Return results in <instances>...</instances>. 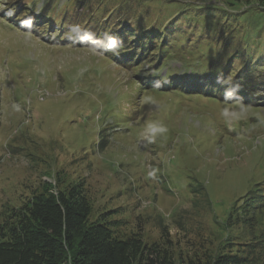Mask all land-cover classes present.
Returning <instances> with one entry per match:
<instances>
[{
  "label": "rangeland",
  "instance_id": "obj_1",
  "mask_svg": "<svg viewBox=\"0 0 264 264\" xmlns=\"http://www.w3.org/2000/svg\"><path fill=\"white\" fill-rule=\"evenodd\" d=\"M35 1L41 7L43 0ZM147 1L137 0L132 15L142 12ZM151 1L146 14L152 22L166 9L163 25L178 12H190L189 19L182 16L176 23L182 37L193 41L200 28L194 19L206 5L236 14L249 7V0H239L240 6L224 0ZM89 2L88 14L95 11L96 0ZM21 3L32 0H0L5 8L0 10V223L8 208L19 207L33 190L79 183L88 198L89 221L112 222L122 237L138 234L148 245L166 250L174 264L214 262L217 254L228 252V244L232 250L253 245L247 227L234 218L256 219L258 212L242 198L264 182V103L258 99L264 90L252 93L258 103L243 104L233 94L206 97L199 93L205 85L197 80L199 90L189 95L145 89L160 87L172 74L191 76L187 63L194 68L200 61L189 56V43L186 49L167 50L160 63L154 57L158 53L135 58L136 48L115 58L126 63L122 69L95 48L49 42L51 33L43 42L33 32L39 21L33 28L32 17L21 20L30 15L15 11ZM111 6L105 0L99 9L108 13ZM10 13L20 20L10 23L4 17ZM32 15L38 18L35 9ZM134 19L125 24L132 26ZM253 20L259 25L234 45L251 54L243 61L248 59L250 71L264 80V16ZM240 21L226 18L224 24L231 28ZM230 54L228 49L224 59ZM194 69L203 70L201 65ZM135 77L144 89L135 86ZM257 251L254 258L264 264V251Z\"/></svg>",
  "mask_w": 264,
  "mask_h": 264
},
{
  "label": "trees",
  "instance_id": "obj_2",
  "mask_svg": "<svg viewBox=\"0 0 264 264\" xmlns=\"http://www.w3.org/2000/svg\"><path fill=\"white\" fill-rule=\"evenodd\" d=\"M89 1H66L61 8L70 12L66 18L63 15L61 19L79 17V8L87 9L91 5ZM120 1L122 0H116L118 10L113 12L107 13L105 10L97 9L88 16L83 14L85 18L87 17L84 22L89 21L91 24L82 27L89 31L87 33L93 34L92 41L97 42L98 46L111 51V57H124L126 51L129 50L127 53L129 54L132 49L136 52L138 48L136 54L147 56L146 59L154 54L152 51L156 50L158 55L155 54L154 57L158 62L173 46L186 49L183 45L189 43L187 46L190 49L189 56H194L200 61V63H194L193 67L199 68L201 65L203 70L197 71L190 68L192 65L189 61L187 66L191 76L178 75L164 78L163 84H166L169 89H180L183 93L196 91L199 90L196 85L198 82L194 84V80H197L205 85V87L200 86V91L205 95L220 97L233 94L241 97L243 104L253 100L258 103V99L264 102V96L253 100L251 98L252 93L258 88L261 87L264 90V80H259L258 74L250 71L248 59H251V54H245L242 48L237 51L238 44L236 47L234 45L239 36L243 38L249 36V30L259 25L258 21L254 22L253 17L264 16V0L247 1L249 7L237 14L229 13L221 6L206 5L204 9L206 12H201L205 16L201 18L200 14L199 18H193L200 25L197 29L199 30L197 39L194 41L191 38L184 39L183 32L178 31L180 27L176 23L184 16L189 19L190 12H178L170 20L168 19L166 25H163L168 9L162 17L152 22V18L146 14V8L149 2H152L151 0L142 5L143 11L140 10L136 16L132 13L138 6L137 0H134V4L128 0H123V3ZM224 1L230 6H237L240 3L239 0ZM35 2L32 0L33 5ZM32 4L21 3L18 7L22 10H32ZM44 7L45 11H53L57 15L55 10L57 6L53 0H48ZM0 10H2L1 6ZM208 15L214 20L208 21V18L206 20ZM243 16L246 17L240 21L239 18ZM122 18L135 19L133 25L128 26L122 24L124 21H119ZM226 18L231 19L232 22H240L236 27L230 28L224 24ZM200 19L202 24L199 22ZM221 19H224L221 22L223 24L218 23ZM205 33H208L210 37ZM83 35L85 32L80 31L70 36L81 38ZM109 35L118 38V46L109 47L106 39ZM222 35L225 36L224 40L220 39ZM171 42L167 49V45ZM218 43L220 46H217ZM150 47L151 53L147 54ZM228 49L231 50V54L224 59ZM243 57L248 59L243 61ZM187 66L185 65V69ZM187 80L191 82V86L185 87L184 90V87L180 85ZM242 199L247 208L253 211L258 209L256 215H253L256 219L244 220L238 216L234 218V222L239 220L240 226L247 227L254 246L247 243L241 249L232 250L230 248L232 243L228 244V252H221L216 255L214 262L204 264H263L254 258L253 251H257L258 243L260 247L257 252L260 254L264 251V223L261 222V219L264 221V182L257 183ZM89 212L88 198L79 183L52 191L47 190L46 187H43L40 192L33 190L19 207L10 206L6 217L0 223V264H174L166 250L156 248V244L148 245L136 233L123 237L116 234L112 222L100 218L89 221ZM249 213L246 211L248 216L245 218L251 216ZM226 219L230 221L233 218L227 216ZM255 224L258 225V229L254 228ZM189 264L201 263L198 259L194 262L189 260Z\"/></svg>",
  "mask_w": 264,
  "mask_h": 264
},
{
  "label": "clouds",
  "instance_id": "obj_3",
  "mask_svg": "<svg viewBox=\"0 0 264 264\" xmlns=\"http://www.w3.org/2000/svg\"><path fill=\"white\" fill-rule=\"evenodd\" d=\"M91 38H93V34L89 33V39H91ZM106 39L109 42V47L110 48L118 46V38L112 37V36L109 35V36L106 37Z\"/></svg>",
  "mask_w": 264,
  "mask_h": 264
}]
</instances>
